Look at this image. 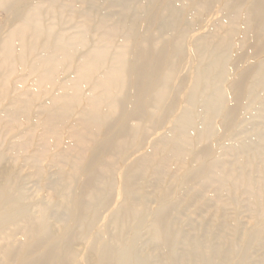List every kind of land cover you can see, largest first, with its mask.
I'll return each instance as SVG.
<instances>
[{
  "label": "rangeland",
  "instance_id": "1",
  "mask_svg": "<svg viewBox=\"0 0 264 264\" xmlns=\"http://www.w3.org/2000/svg\"><path fill=\"white\" fill-rule=\"evenodd\" d=\"M220 1L10 0L11 9L0 7V43L15 25L13 13L30 4L42 10L37 25L70 45L69 56L54 68L61 49H35L26 63L9 58L7 66L0 64V187L9 188L16 204L14 210L10 202L0 207V245L12 243L24 262L51 246L60 250L62 229L78 198L99 201L100 213L88 229L72 223L68 264H85L86 246L93 241L96 254L104 240L110 250L115 248L117 234L120 242L135 238L138 254L161 264L150 227L162 205L169 211L175 251L184 264H196L185 254L195 240L214 246L205 264H236L242 256L241 264H264L260 80L244 88L226 134L220 136L221 113L232 95L229 74L253 61V69L262 67L259 76L264 77V12L246 21L236 12L223 22L226 9ZM135 41L164 53L139 92L116 70ZM194 48L209 54L200 64ZM94 52L103 58L93 70H84ZM196 71L210 82L193 84ZM113 75L123 79L112 81ZM183 112L193 125L180 118ZM208 146L218 156L203 153ZM213 155L208 177H192ZM87 176L96 179L93 191L83 186ZM124 202L131 214L127 223ZM27 222L34 231L28 232ZM253 229L257 231L251 234Z\"/></svg>",
  "mask_w": 264,
  "mask_h": 264
},
{
  "label": "bare ground",
  "instance_id": "2",
  "mask_svg": "<svg viewBox=\"0 0 264 264\" xmlns=\"http://www.w3.org/2000/svg\"><path fill=\"white\" fill-rule=\"evenodd\" d=\"M200 2L209 5L212 0H200ZM191 3L192 2H190V5L192 6ZM220 4L226 9L224 10L221 17V21L223 22L229 21L233 13L236 12H241L244 15L245 21L253 19L264 12V0H221ZM0 7L7 10L11 9L10 0H0ZM41 12L42 10L37 5L29 4L24 7V10L21 13H13L15 18V25L9 30L7 37L0 43V53L2 55V59L0 62L1 65L7 66L9 58H11L12 60H15V58H17L26 63L28 54L35 49L44 50L48 48H55L61 49L63 51L60 57H58L57 59H53L52 68L57 66L61 60H64L69 56L67 46L70 45L66 43L64 37L55 36L50 29H44L37 25L38 22L36 21V15ZM28 31V36L30 37L29 40H27L28 36L26 34V32L28 33ZM41 37L42 40L39 41ZM17 40H22V44L16 46L15 43ZM129 49L130 51L128 52L126 58H121L119 60V67L116 70H120V74L128 76V84L130 86H133V88H135L139 92L141 89L140 84H145V82H149L148 80L152 79L154 69L163 61L164 53L163 50L155 51L148 45L138 46L136 41L130 46ZM192 52L197 58H199V64L207 59V56H209V54H201L195 48L192 49ZM244 53L245 52H239L237 53V55H242ZM175 54L176 51H174V55ZM103 55L104 54L102 52H94L92 58L87 59L83 64V69L93 70L94 68H96L101 58H103ZM239 57L240 56H237L236 60ZM44 61L46 60L43 59L42 62ZM253 63L254 62L252 61L248 65H242L239 70H234L229 74L230 79L227 85L232 95L231 101L228 102V104L226 103V106L221 113V137L226 134L227 127L232 121V118L234 117L233 115L236 113L239 107L241 94L244 88L246 86L249 88L257 81L259 82V80L264 84V77L262 79V76H259L263 72L262 67H259L258 70H254L253 68L256 64ZM257 66H259V64ZM197 69L199 68L197 67ZM196 72L197 73L193 77V84L196 81L203 79H209L207 81L210 82V78H208L207 75H205L202 71ZM114 79L122 80L123 77L119 75H113L111 77V80L113 81ZM163 93L164 88L162 87V85H159L156 89V94L161 97ZM189 99H191V95ZM210 100L211 98L208 99L207 102H209ZM194 113H196V109L194 110ZM189 117L190 116L185 112H183L180 116V118L183 119L186 123L189 122L191 125H193V118L191 119V117ZM224 139L227 140L226 136ZM213 148L212 146L205 147L203 149V153L215 154L216 152L213 150ZM215 155H213L211 159L198 165V167L195 168L191 173V176L196 178L198 181L207 178L210 172V168L214 165V162L216 160L215 158L216 156H218ZM83 180L84 188L89 191H93L96 184V179L94 180L92 176H87L84 177ZM105 184L104 188L106 186ZM9 202L11 204L12 210H14L16 204L9 195V188L7 186L0 187V207H3L4 205H6V203L9 204ZM99 205V201H96L94 203H86L82 200H79L78 198L73 200L71 206L72 211H70V220L62 229L64 245L62 246V248H60V250L56 246H51L45 251L41 252L38 255V258H36L34 261L29 260L28 262H24V258L17 255L18 253L13 248L12 243L7 244L6 246L0 245V264H31L32 262H38V264H68V260L72 255V243L75 237L73 236L72 223L75 222V220L79 221L84 224L86 229H88L99 216ZM84 209H86V211H84ZM123 211L125 214V223L130 222L131 214L129 213L130 210L128 202L124 204ZM168 212V209L165 208L164 205L156 209L152 226L150 227L151 238L156 242L157 248H159L161 252V264H184V262H182L181 256L176 254L175 251L174 244L176 240V233L174 232V230H172V224ZM26 228L28 232L34 231L30 222H27ZM256 231L257 229H253L250 233L252 234ZM132 234H134V232H132ZM130 238L126 242H120V235L117 234V236H115L117 246H115V248L113 249L111 248V250L109 247V245H111L110 242L104 240L102 241L100 246L98 245V248L100 249L98 254L94 253L95 246L93 241L92 246L90 244L86 246L87 252L84 259L85 264H150L147 262L148 256L144 257L138 254L135 238ZM246 246L247 240L243 241L242 243L243 252L246 249ZM213 248L214 246L211 243L204 244L195 240L191 243V245L186 247L185 254L189 258V260V256H191V258L196 261V264H205V262L210 257V254L213 253ZM226 258L228 259V255ZM243 258V256L239 258V263L237 262L236 264H241V262H243Z\"/></svg>",
  "mask_w": 264,
  "mask_h": 264
}]
</instances>
